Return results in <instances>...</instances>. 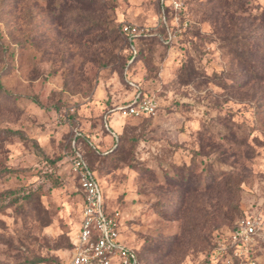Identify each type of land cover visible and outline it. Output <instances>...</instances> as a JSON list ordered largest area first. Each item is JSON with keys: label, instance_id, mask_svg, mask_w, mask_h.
<instances>
[{"label": "rangeland", "instance_id": "1", "mask_svg": "<svg viewBox=\"0 0 264 264\" xmlns=\"http://www.w3.org/2000/svg\"><path fill=\"white\" fill-rule=\"evenodd\" d=\"M263 15L264 0H0V264H67L76 153L141 264H264ZM125 25L145 32L130 45ZM136 96L155 112L122 115ZM243 220L254 233L234 239Z\"/></svg>", "mask_w": 264, "mask_h": 264}, {"label": "built area", "instance_id": "2", "mask_svg": "<svg viewBox=\"0 0 264 264\" xmlns=\"http://www.w3.org/2000/svg\"><path fill=\"white\" fill-rule=\"evenodd\" d=\"M164 7L178 13L185 0H159ZM186 23V22H184ZM123 32L131 40L145 31L137 26L125 25ZM147 31V30H146ZM156 102L151 98L134 97L121 108L122 115L144 116L153 114ZM71 170L82 197L80 220L67 264H137L133 249L118 230L119 217L115 212H104L106 205L100 185L81 154L71 159ZM255 222L243 220L233 234L234 239L246 240L254 233Z\"/></svg>", "mask_w": 264, "mask_h": 264}, {"label": "trees", "instance_id": "3", "mask_svg": "<svg viewBox=\"0 0 264 264\" xmlns=\"http://www.w3.org/2000/svg\"><path fill=\"white\" fill-rule=\"evenodd\" d=\"M60 3V2H59ZM184 6V5H183ZM263 18H264V15H263ZM124 34V33H123ZM126 37H127V41L129 40V44L130 45H132L133 44V41H134V39H136V38H138V37H141V36H135V37H133L131 40L129 39V36L127 35V34H124ZM146 36V35H145ZM139 53H140V50L138 51V50H136V51H134L133 50V47H132V49H131V54L129 55V57L130 58H136L138 55H139ZM139 97V96H138ZM140 98V97H139ZM133 100V98L130 100V101H132ZM129 101V102H130ZM17 133V132H16ZM81 139V134L80 135H77L75 138H74V145H76L77 144V142L79 141ZM81 156L83 157V160H84V162L86 163V165L88 166V168L91 170V172H93L94 173V169L92 168V166L90 165V163L85 159V157L81 154ZM95 175V174H94ZM75 180H76V178H75ZM76 182H77V180H76ZM77 188H78V190H79V186H78V182H77ZM79 192H80V190H79ZM126 243V242H125ZM128 245V244H127ZM73 247V241H71V248ZM71 248H70V250H71ZM133 252H134V256H135V259H136V262H137V264H141V258H140V256H139V254H137L136 252H135V250L133 249ZM33 262H36V263H39V262H42V261H44L42 258H37V259H35V260H32Z\"/></svg>", "mask_w": 264, "mask_h": 264}]
</instances>
